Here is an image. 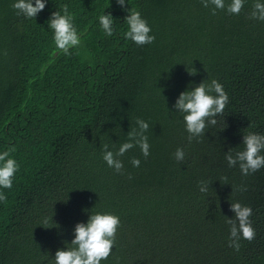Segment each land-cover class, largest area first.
Here are the masks:
<instances>
[{
    "label": "trees",
    "instance_id": "1",
    "mask_svg": "<svg viewBox=\"0 0 264 264\" xmlns=\"http://www.w3.org/2000/svg\"><path fill=\"white\" fill-rule=\"evenodd\" d=\"M14 2L0 0V153L15 148L19 165L12 187L0 188V264H54L74 226L94 213L121 223L101 264H264V168L244 176L225 160L229 148L244 149L243 135L264 134V21L249 18L255 0L239 15H213L201 0H47L34 19L17 15ZM65 4L81 41L71 55L48 27ZM127 9L147 21L152 44L125 38ZM103 14L115 21L111 37ZM213 79L229 103L189 143L173 105ZM137 118L149 124L150 155L129 150L120 174L103 160V145L117 151ZM200 181L211 182L206 194ZM235 202L252 208L256 231L239 251L229 247L225 218H234Z\"/></svg>",
    "mask_w": 264,
    "mask_h": 264
},
{
    "label": "clouds",
    "instance_id": "2",
    "mask_svg": "<svg viewBox=\"0 0 264 264\" xmlns=\"http://www.w3.org/2000/svg\"><path fill=\"white\" fill-rule=\"evenodd\" d=\"M246 0H231L226 4L225 0H201L204 7L214 6L212 14H216V10H226L227 13L239 15L244 8ZM47 0H15L12 4L17 15H23L25 18L34 19L46 6ZM116 3L123 7L126 0H116ZM128 15L125 21L128 30L124 33L126 39H130L138 46L152 44L155 36L151 35V28L147 21L142 18L139 11L135 9H127ZM250 19L264 21V2L255 0L252 11L249 15ZM74 14L68 10V5L62 6L61 11H55L51 14L48 27L53 31V40L55 46L65 55H71L70 49L80 45V37L73 23ZM100 25L106 34L111 37L114 34V19L111 14H103L99 17ZM7 55V52L4 53ZM189 75H196V69L191 67L187 70ZM229 103L228 94L224 91L223 85L215 79L210 83L205 80L200 82L191 90H185L177 97L173 108L178 113H182L185 122L186 131L189 133L187 139L189 143L194 138L205 137L204 134L209 126L217 124V116L224 114L225 107ZM137 127H133L127 133V142L120 145L117 151L109 150V145H103V160L107 165L113 168L117 173H123V161L120 157L126 152L138 146L142 155L147 158L150 155V144L148 143L149 124L142 119L137 118L135 121ZM242 145L244 149L233 151L229 148L225 153V160L228 167L239 166L242 175L259 171L264 168V134L248 132L243 135ZM15 148L0 153V188L10 189L13 185V178L19 170L17 161L10 158V154ZM175 160L183 163L185 160V151L177 148L174 153ZM133 167H139L140 160L132 158ZM129 179L131 176L129 175ZM227 184V177H223ZM211 182L200 181L199 191L207 193ZM238 191H246V187L241 186ZM7 197L0 192V201L6 200ZM230 211L234 213V218H226V223L230 226L229 231V247L239 251L243 238L251 242L256 238V231L252 226L250 217L252 216V208L242 205L239 202L230 204ZM52 217V216H51ZM49 221L46 218L44 223ZM52 222V221H51ZM121 226L120 218L116 215L107 213H94L88 216L86 223H77L74 226V239L70 243L65 244V250L58 249L55 252L54 264H101L106 260L115 246L116 234ZM50 228V227H44Z\"/></svg>",
    "mask_w": 264,
    "mask_h": 264
}]
</instances>
